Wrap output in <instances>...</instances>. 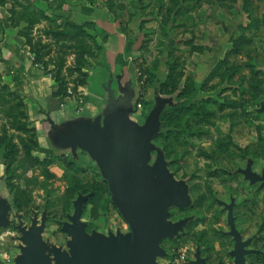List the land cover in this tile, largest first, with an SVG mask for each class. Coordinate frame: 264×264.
<instances>
[{
	"label": "rangeland",
	"instance_id": "obj_1",
	"mask_svg": "<svg viewBox=\"0 0 264 264\" xmlns=\"http://www.w3.org/2000/svg\"><path fill=\"white\" fill-rule=\"evenodd\" d=\"M81 2L107 9L110 21L122 31L123 37L115 39L114 51L120 56L114 59L111 76L115 96L123 95L116 79L123 76L121 82H129V119L143 125L155 99H165L150 140L148 165L159 155L173 178L187 188L188 203L168 207L167 220L185 224L173 238L160 241L166 255L157 256V264H178L182 251L190 263L199 251L208 264H234L226 205L232 206L242 239H250L246 263L264 264V185L244 173L249 167L264 176V0ZM73 3L80 0L35 2L38 9L47 5L48 19L30 31V41L39 50L38 59L33 57L38 69L32 74L0 56V135L11 136L18 147L8 164L4 153L9 148L0 142V201L7 206V223L0 226V264H13L24 245L19 225L29 230L43 223L46 253L51 246L68 251L70 236L62 225L69 222L79 193L89 194L80 218L88 235L129 230L97 163L80 149L72 154L51 145L49 126L37 114L39 108L46 110L45 101L37 103L33 94L39 91L29 94L27 88L58 75L66 97L94 101L89 93L98 91V114L104 110L107 92L100 88L99 76L108 78L102 69L108 31L93 21L75 22ZM64 29L67 33L59 34ZM15 118L26 124L25 131L13 127ZM20 138L29 145L28 154ZM75 182L85 189L72 191Z\"/></svg>",
	"mask_w": 264,
	"mask_h": 264
},
{
	"label": "water",
	"instance_id": "obj_2",
	"mask_svg": "<svg viewBox=\"0 0 264 264\" xmlns=\"http://www.w3.org/2000/svg\"><path fill=\"white\" fill-rule=\"evenodd\" d=\"M128 86L129 82L123 87L119 85L123 95L115 97L109 80L107 103L101 114L94 119L80 117L60 126L51 122L49 135L54 146L71 148L73 154L80 148L97 163L107 181L112 201L128 224V232L105 235L93 231L88 235L86 223L80 218L89 194L79 193L73 201L69 222L62 225V230L70 236L66 243L68 251L51 246L46 253L47 244L41 239L43 223L40 226L33 224L29 230L19 225L20 240L24 245H20V253L13 264H50L51 261L54 264H157L156 257L166 255L160 241L173 238L185 224V221H168L167 209L184 207L188 203L187 188L173 178L159 155L152 166L148 165L153 149L150 140L165 99L156 98L145 123L138 125L128 116L133 96V92L127 91ZM244 173L251 181L261 180L264 185V176L251 172L249 167ZM226 208L228 233L234 239L233 263L249 264L245 261L248 253L245 246L250 239H242L233 222L232 206L226 205ZM6 210L7 206L1 200L0 226L7 223ZM193 263L208 264L199 251L195 253Z\"/></svg>",
	"mask_w": 264,
	"mask_h": 264
},
{
	"label": "crops",
	"instance_id": "obj_3",
	"mask_svg": "<svg viewBox=\"0 0 264 264\" xmlns=\"http://www.w3.org/2000/svg\"><path fill=\"white\" fill-rule=\"evenodd\" d=\"M36 1L37 0H16L17 4L15 6L14 5L11 6L8 0H4V3H0V56L9 65L11 64L14 67L22 66L23 69H31L30 74H32L33 69H38V68H36L37 64L35 62L33 63L34 53L31 52L30 45L27 44L25 37L21 35V33H19V30L22 29L26 25V23H24L23 21H18L17 25H15L14 23H16L17 13L21 9H23L24 6H26L28 10H32L33 12L38 10V7L35 4ZM59 4L60 1L58 5ZM73 4L75 5L73 7L72 17L74 18L73 20L75 22L76 20H81V19L93 21L97 25V27H100L108 31V38L104 43V50H103L104 52L102 55V64H103L102 69L103 72H106L108 78L107 80H105L104 78H102V76H99V81L101 82L100 88L106 91L108 81L111 80V89L113 90V86H112L113 76H111V72L114 70L113 66L115 65L114 59L116 55L120 56V54H117V52L114 51L115 49L114 47L117 46L115 44L116 41L115 39L117 37L120 39L121 37H123L121 33L122 31L121 29L117 28L118 25L115 22L110 21L109 15L107 13V9L97 8L92 4H87L81 1L80 3H73ZM46 6L47 5H45V7H40V8L46 9ZM48 6L55 7L56 5L50 3ZM10 9L15 11L13 17H11ZM45 14H47L46 10H45ZM76 14L77 16H75ZM42 21H46V19H42ZM124 50H125L124 45L122 47L120 46L119 53H121ZM102 73H100V75ZM23 75H25V73H23ZM122 77L123 76H121L119 80L116 79V85L118 84V82L122 81ZM42 79L46 81L38 82L39 84L37 83V87H32L33 85L29 83V85H27V88L29 90V94L31 90L32 92L33 90L39 91V92L35 91V93L33 94L34 100L45 101L44 106H46V110L44 111L39 108V110H37L38 112L37 114L39 116H43L45 118V122L49 126L48 127L49 132L46 134H47V139L49 140L50 143L51 140L49 135L51 133V122L54 125L60 126L62 124L74 121L75 119L80 117L94 119L97 115H99L98 113L100 112H98L97 110L98 108L97 105L100 104V101H98L101 99L100 92L97 91L94 93H89V96H92L94 98V101H90V100L87 101L85 97L79 98L78 100H72L70 97L54 94V92L57 90L58 87L56 82H54L55 77L49 78L45 76ZM102 82L103 85L105 84V86L102 85ZM126 82L128 81L121 83L124 84ZM118 86L119 84L117 85V89ZM98 87L97 89H100ZM83 90L86 92V90H88V87H86ZM107 97H108V93H107ZM37 103H39V101H37ZM51 145L60 150L69 149L71 151V148L61 149L54 146L52 143Z\"/></svg>",
	"mask_w": 264,
	"mask_h": 264
},
{
	"label": "trees",
	"instance_id": "obj_4",
	"mask_svg": "<svg viewBox=\"0 0 264 264\" xmlns=\"http://www.w3.org/2000/svg\"><path fill=\"white\" fill-rule=\"evenodd\" d=\"M82 1V0H80ZM89 3H92V0H85ZM0 3H4V0H0ZM45 8H40L36 11H32V10H28V8L26 6H24L23 9H21L17 15H16V23H14L15 25L18 24V21H23L24 23H26V25L19 30V33H21V35H23L26 39V42L27 44L30 45V48H31V52L34 53V60L38 59V49H36L35 45L31 43L30 41V31L32 30L33 28V25L35 23H37L38 21L42 20V19H48L47 15L45 14ZM15 11L10 9V14H11V17H13ZM12 19V18H11ZM68 23V22H67ZM69 25L71 26H75L77 28V30H80V27L79 25H74L72 23H68ZM67 33V30H60L59 31V34H66ZM78 61V60H77ZM81 66L79 64V67H77V69H80ZM58 73H56L57 75ZM60 78L58 77V75L56 76L55 80L57 81V90L54 92L55 95H60V96H65V86H64V82L62 80H59ZM81 83H83V81H81ZM19 105L22 106V101L18 103ZM22 116H23V113H22ZM24 117V116H23ZM14 125L13 127H16L17 130H23L25 131L26 130V124L24 122L21 121V119H14L13 120ZM21 142V144L24 146L25 148V152L28 154V150H29V145L23 140L20 138L19 140ZM0 142H4L5 143V146H8V151H6L4 153V157L9 159V162L8 164L14 159V157L17 155L18 153V147L15 145V143H13L11 141V136H6L5 134H2L0 135ZM72 191H76L77 193L78 192H81L83 191V189H85V187L83 185H81L80 182H75L73 183L72 185ZM14 202H15V205L16 207L18 208L20 206V202L17 198L14 199ZM27 203V201H26Z\"/></svg>",
	"mask_w": 264,
	"mask_h": 264
},
{
	"label": "built area",
	"instance_id": "obj_5",
	"mask_svg": "<svg viewBox=\"0 0 264 264\" xmlns=\"http://www.w3.org/2000/svg\"><path fill=\"white\" fill-rule=\"evenodd\" d=\"M178 264H193L187 261V257L184 251L179 254Z\"/></svg>",
	"mask_w": 264,
	"mask_h": 264
}]
</instances>
